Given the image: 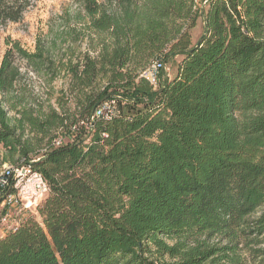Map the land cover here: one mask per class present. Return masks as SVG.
I'll list each match as a JSON object with an SVG mask.
<instances>
[{
  "label": "trees",
  "instance_id": "16d2710c",
  "mask_svg": "<svg viewBox=\"0 0 264 264\" xmlns=\"http://www.w3.org/2000/svg\"><path fill=\"white\" fill-rule=\"evenodd\" d=\"M32 3L0 0V33ZM74 3L91 51L56 49L62 30L33 52L8 38L0 60V169L49 187L0 237V264H264V0ZM176 55L173 79L144 74ZM28 73L47 93L66 80L56 107ZM110 101L119 113L99 116Z\"/></svg>",
  "mask_w": 264,
  "mask_h": 264
},
{
  "label": "rangeland",
  "instance_id": "374dc122",
  "mask_svg": "<svg viewBox=\"0 0 264 264\" xmlns=\"http://www.w3.org/2000/svg\"><path fill=\"white\" fill-rule=\"evenodd\" d=\"M76 4L74 0H33L32 6L24 13L22 19L17 23H9L0 33V60L2 59L6 51V39L10 38L12 40H17L21 45L29 50L30 52L35 51L38 38L42 43L47 44L48 46L53 42V40L60 34L63 30L65 32L72 31L71 28L74 27V10L76 9ZM70 8L71 17L65 19L66 9ZM68 12V11H67ZM63 16V18H62ZM69 20V21H67ZM204 21L202 17H199L196 22V26L191 30L192 35V44L196 45L201 39L204 33ZM79 28H81L79 26ZM62 31V32H63ZM72 36H70L71 41L69 43H61L64 38L57 39L56 49L62 47L64 50L68 46H71L72 56H80L87 51H91V47L95 45V41H92L89 33L86 30H83L79 33H74L72 31ZM75 38H78L74 41ZM57 54L58 51H56ZM91 55H93L91 53ZM183 56L176 55L170 56L167 62L161 63L160 70H164L163 78L173 79L177 74L178 64L182 61ZM21 63L23 73H26V70L23 68ZM158 72H160L158 70ZM63 78V77H62ZM25 84L27 85L28 90H30L33 95H37L38 98L43 97L47 94L50 96L51 104L56 107L55 99L59 96L61 89L66 87L65 79H57L53 84H51V91L47 93V83L43 77L37 76L33 73H28L25 79ZM51 94V95H50ZM114 114L119 113L120 103L118 101H110L106 104ZM2 168L0 169V173ZM37 215L36 210L32 212L28 211L21 216H14V219H25L30 216ZM264 248V244L260 245ZM243 258L248 261L251 257L245 253L241 254Z\"/></svg>",
  "mask_w": 264,
  "mask_h": 264
},
{
  "label": "built area",
  "instance_id": "2783aa9c",
  "mask_svg": "<svg viewBox=\"0 0 264 264\" xmlns=\"http://www.w3.org/2000/svg\"><path fill=\"white\" fill-rule=\"evenodd\" d=\"M161 68L159 61L154 62L144 74L156 82L158 70ZM107 104V103H106ZM99 109L98 115L110 118L114 115L107 105ZM63 140L55 142L59 147ZM0 236H5L14 230L23 219L16 220L14 216H23L24 213L36 210L38 204L46 197L49 187L42 174L30 165L8 166L5 165L0 173Z\"/></svg>",
  "mask_w": 264,
  "mask_h": 264
},
{
  "label": "water",
  "instance_id": "95a60500",
  "mask_svg": "<svg viewBox=\"0 0 264 264\" xmlns=\"http://www.w3.org/2000/svg\"><path fill=\"white\" fill-rule=\"evenodd\" d=\"M201 40L198 41V43H200Z\"/></svg>",
  "mask_w": 264,
  "mask_h": 264
},
{
  "label": "crops",
  "instance_id": "0c3cea01",
  "mask_svg": "<svg viewBox=\"0 0 264 264\" xmlns=\"http://www.w3.org/2000/svg\"><path fill=\"white\" fill-rule=\"evenodd\" d=\"M0 237H4V236L2 235V236H0Z\"/></svg>",
  "mask_w": 264,
  "mask_h": 264
}]
</instances>
